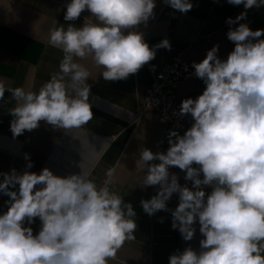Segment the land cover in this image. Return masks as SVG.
I'll return each mask as SVG.
<instances>
[{
    "label": "clouds",
    "instance_id": "1",
    "mask_svg": "<svg viewBox=\"0 0 264 264\" xmlns=\"http://www.w3.org/2000/svg\"><path fill=\"white\" fill-rule=\"evenodd\" d=\"M163 2L181 13L193 8L191 0ZM227 2L246 11L226 19L238 24L227 32L235 47L226 59L218 57L217 44L192 64L205 88L181 102L179 114H190L191 127L182 135L172 132L166 151L144 147L136 159L144 172L141 187L159 186L156 195L141 200L143 211L171 212V226L185 241L194 238L199 224V250H177L169 264H264V29L239 23L264 0ZM155 8V0H70L65 21H76L85 10L91 16L79 27L50 28L48 44L63 53L58 71L39 91L0 83V101L5 91L15 101L8 110L13 136L42 121L67 131L93 119L91 72L79 61L91 58L103 80L120 81L155 59L158 49L170 50L168 39L150 47L138 30L154 18ZM24 158L31 169L29 155ZM172 167L184 172L191 186L181 185ZM80 169L66 176L48 167L0 173V194L9 197L8 210L0 214V264H108L126 241L135 240L136 212L112 190L113 171L97 185ZM174 194L179 202L169 209ZM37 218L40 229L34 234L30 225Z\"/></svg>",
    "mask_w": 264,
    "mask_h": 264
},
{
    "label": "crops",
    "instance_id": "2",
    "mask_svg": "<svg viewBox=\"0 0 264 264\" xmlns=\"http://www.w3.org/2000/svg\"><path fill=\"white\" fill-rule=\"evenodd\" d=\"M69 2L0 0V83L6 89L22 87L26 91H39L51 74L58 71L63 53L48 44L50 28L60 24L67 27L69 23L79 27L85 17L91 16L85 10L76 21H65ZM155 2L154 18L147 26L141 24L138 28L150 47L169 34L177 51L191 67L193 62H201L214 45H219L217 55L222 60L234 49V43L227 39V32L238 24L229 25L226 19H235L246 11L243 5L234 6L227 0H191L193 8L181 13L163 0ZM92 22H95L94 18ZM239 23H247L254 31L264 29V6L248 9L246 19ZM173 57L172 52L160 48L152 61L171 63ZM79 62L91 72L87 83L91 85L93 119L79 129L67 131L53 129L42 121L37 129L26 130L14 137L10 130L13 117L8 110L15 106V101L11 100V93L5 91L4 100L0 101V173L12 169L19 173L25 170L39 173L48 167L54 174L66 176L78 174L83 167L89 172L90 179L102 185L106 173L112 170L114 183L111 188L123 195L126 203L132 204L137 230L135 240L126 241L108 264H169V256L177 250L191 246L198 251L203 239L198 222L194 225V238L185 241L171 226V212L159 211L149 216L140 203L156 195L159 186L141 187L144 172L136 167L139 150L147 147L158 151L159 139L164 132L156 114L143 107V95L152 83L146 65L126 80L105 81L101 76L102 69L94 66L91 58ZM204 88L205 84L199 78L180 84L177 90L179 107L184 99H195L202 94ZM183 118L188 129L193 123L192 118L190 114ZM168 147L167 142L166 150ZM25 154L33 163L31 169H26ZM170 172L178 175L181 185L188 183L191 186L179 168L172 167ZM8 200V196L0 194V214L8 210ZM178 202V194H174L167 202L168 208L175 209ZM40 223L37 218L30 225L34 234L39 232Z\"/></svg>",
    "mask_w": 264,
    "mask_h": 264
},
{
    "label": "built area",
    "instance_id": "3",
    "mask_svg": "<svg viewBox=\"0 0 264 264\" xmlns=\"http://www.w3.org/2000/svg\"><path fill=\"white\" fill-rule=\"evenodd\" d=\"M168 39L174 54L171 63L150 61L146 67L152 77V83L143 95V107L156 114L158 122L164 126V132L159 139L158 151H166V143L172 132L183 134L186 125L183 116L179 114V100L177 90L183 82L198 79L194 75V68L178 52L169 34Z\"/></svg>",
    "mask_w": 264,
    "mask_h": 264
}]
</instances>
